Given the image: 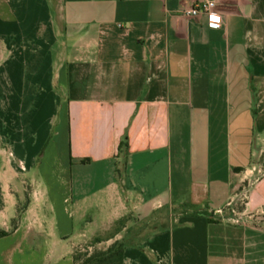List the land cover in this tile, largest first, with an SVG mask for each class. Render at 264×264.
Here are the masks:
<instances>
[{
  "label": "crops",
  "instance_id": "0c3cea01",
  "mask_svg": "<svg viewBox=\"0 0 264 264\" xmlns=\"http://www.w3.org/2000/svg\"><path fill=\"white\" fill-rule=\"evenodd\" d=\"M204 1L0 0V264H264V0Z\"/></svg>",
  "mask_w": 264,
  "mask_h": 264
},
{
  "label": "trees",
  "instance_id": "16d2710c",
  "mask_svg": "<svg viewBox=\"0 0 264 264\" xmlns=\"http://www.w3.org/2000/svg\"><path fill=\"white\" fill-rule=\"evenodd\" d=\"M20 213L21 212L19 211V214ZM192 215L210 217V215L205 212H193ZM17 221L18 220L14 221V226L16 225ZM127 221H128V218H124L116 223L117 225H119V227L117 231L114 233L113 237H111L110 239H114L116 235H118L123 230V228L126 227ZM210 221H213V220L210 219ZM7 235H9V232L0 231V238L5 237ZM101 242H103L102 239L100 238L95 239V244L101 243ZM125 251H126L125 242L116 241L107 250L96 251L93 253H85V254H81V252H78L75 255V264H124Z\"/></svg>",
  "mask_w": 264,
  "mask_h": 264
},
{
  "label": "rangeland",
  "instance_id": "374dc122",
  "mask_svg": "<svg viewBox=\"0 0 264 264\" xmlns=\"http://www.w3.org/2000/svg\"><path fill=\"white\" fill-rule=\"evenodd\" d=\"M262 163H264V160L262 159ZM190 210V208L188 206H181V208H177L176 210H173V214H180L183 213L184 211H188ZM165 212H163L164 214ZM132 218H128V221H131ZM127 221V223H129ZM127 225V224H126ZM119 225L115 224V227H113L109 232L102 234L100 236H98L97 238H100L103 240V242L101 243H97L95 244V239L93 238L90 241H87L86 243L81 245V248L79 250V252H81V254H85V253H93L96 251H103V250H107L112 244H114L116 242V238L119 241L125 242L126 240L128 241V238L132 235V230L127 231L126 233L124 232L123 234V239H121L120 235L118 237H115L114 239H110L111 237H113L114 233L117 231ZM110 239V240H109Z\"/></svg>",
  "mask_w": 264,
  "mask_h": 264
},
{
  "label": "built area",
  "instance_id": "2783aa9c",
  "mask_svg": "<svg viewBox=\"0 0 264 264\" xmlns=\"http://www.w3.org/2000/svg\"><path fill=\"white\" fill-rule=\"evenodd\" d=\"M216 7H217V2L215 0H205L201 4L186 10L185 14L189 17H199L203 14H207L209 16L210 27L215 28L223 25L224 23L222 16L216 13L215 11ZM218 214L223 216L224 211L221 210L218 212ZM234 214L235 212L233 211V216ZM230 220L235 224L239 223V219H237L235 216L230 218Z\"/></svg>",
  "mask_w": 264,
  "mask_h": 264
}]
</instances>
